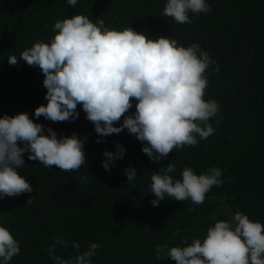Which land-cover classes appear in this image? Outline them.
I'll use <instances>...</instances> for the list:
<instances>
[{
    "label": "trees",
    "instance_id": "obj_1",
    "mask_svg": "<svg viewBox=\"0 0 264 264\" xmlns=\"http://www.w3.org/2000/svg\"><path fill=\"white\" fill-rule=\"evenodd\" d=\"M206 2L210 13H189L192 23L178 24L163 14L166 0H78L75 7L67 0H0V117L27 113L44 125L45 135L51 128L58 137H87L85 164L77 171L46 168L24 154L18 173L33 192L0 198V225L20 244L19 255L9 264H55L48 248L56 238L79 242L81 251L99 244L92 264H176L157 258L156 248L183 247L184 238L189 244L203 240L216 221H229L237 211L264 224V0ZM77 14L93 23L103 20L109 29L131 27L149 39L165 36L184 47L198 43L209 52L216 64L206 72L204 99L220 105L210 121L215 134L195 147L174 150L158 164L142 152L146 142L127 129L99 136L81 105L75 121L36 118L35 109L47 105L44 75L19 54L38 41L49 42L56 20ZM10 55H17L16 65L8 63ZM217 65L219 72H214ZM136 103L133 99L128 114L135 112ZM117 144L124 146V158L107 171L103 152H116ZM169 163L175 164L170 173L174 180L182 179L186 167L197 175L216 167L222 170L223 183L213 186L201 205L166 195L153 206L151 176L163 174ZM129 166L137 170L132 182L124 172ZM55 254L68 259L75 251L69 244L57 246Z\"/></svg>",
    "mask_w": 264,
    "mask_h": 264
},
{
    "label": "clouds",
    "instance_id": "obj_2",
    "mask_svg": "<svg viewBox=\"0 0 264 264\" xmlns=\"http://www.w3.org/2000/svg\"><path fill=\"white\" fill-rule=\"evenodd\" d=\"M67 3L75 7L78 0ZM211 11L206 0H166L163 8V14L178 24L192 23L189 13ZM54 32L49 42L38 41L19 54L44 75L47 105L35 109L36 118L75 121L77 105H81L99 136L127 129L141 143L146 142L142 152L158 164L174 150L195 147L215 134L210 121L217 117L220 105L204 96L209 83L206 72L216 62L198 43L184 47L165 36L149 39L131 27L109 29L103 20L93 23L80 14L56 20ZM8 63L16 65L17 55H10ZM213 71L219 72V66ZM133 99L137 101L135 112L128 114ZM122 118L123 122L114 126ZM86 139L76 133L58 137L51 128L45 135L44 125L35 123L27 113L0 117V198L33 192L31 184L18 173L25 164V153L29 160L39 161L46 168L77 171L85 164ZM124 155L120 144L116 152L105 150L103 168L110 171ZM174 171L175 164L169 163L163 174L157 171L151 176L153 206H159L166 195L201 205L212 187L223 183L222 170L216 167L200 175L186 167L182 179L176 180L170 175ZM124 172L127 182L137 176L131 166ZM181 243L183 247L158 246L157 258H171L176 264H264V224L251 221L240 211L229 221H216L203 240L195 238L189 244L184 238ZM69 244L74 256L65 259L55 254L57 246L67 248ZM99 247L90 243L81 251L79 242L56 238L48 252L55 264H92ZM19 253V242L0 225V264H9Z\"/></svg>",
    "mask_w": 264,
    "mask_h": 264
}]
</instances>
